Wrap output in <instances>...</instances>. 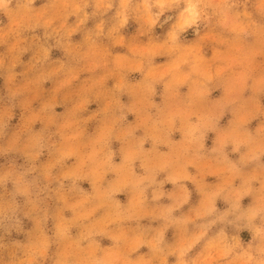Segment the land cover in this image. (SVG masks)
Here are the masks:
<instances>
[{"label":"clouds","instance_id":"clouds-1","mask_svg":"<svg viewBox=\"0 0 264 264\" xmlns=\"http://www.w3.org/2000/svg\"><path fill=\"white\" fill-rule=\"evenodd\" d=\"M0 264H264V0H0Z\"/></svg>","mask_w":264,"mask_h":264},{"label":"crops","instance_id":"crops-1","mask_svg":"<svg viewBox=\"0 0 264 264\" xmlns=\"http://www.w3.org/2000/svg\"><path fill=\"white\" fill-rule=\"evenodd\" d=\"M129 119H131V117H129ZM170 187V186H169ZM121 199H123V198H121Z\"/></svg>","mask_w":264,"mask_h":264},{"label":"rangeland","instance_id":"rangeland-1","mask_svg":"<svg viewBox=\"0 0 264 264\" xmlns=\"http://www.w3.org/2000/svg\"><path fill=\"white\" fill-rule=\"evenodd\" d=\"M85 187H87V185H85ZM121 198H123V197H121Z\"/></svg>","mask_w":264,"mask_h":264}]
</instances>
